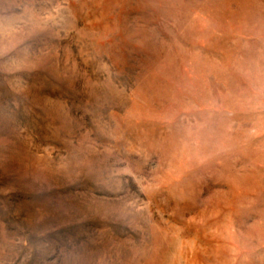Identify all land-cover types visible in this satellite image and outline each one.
<instances>
[{"label":"rangeland","instance_id":"374dc122","mask_svg":"<svg viewBox=\"0 0 264 264\" xmlns=\"http://www.w3.org/2000/svg\"><path fill=\"white\" fill-rule=\"evenodd\" d=\"M0 264H264V0H0Z\"/></svg>","mask_w":264,"mask_h":264}]
</instances>
